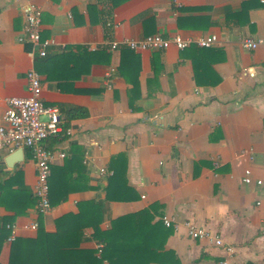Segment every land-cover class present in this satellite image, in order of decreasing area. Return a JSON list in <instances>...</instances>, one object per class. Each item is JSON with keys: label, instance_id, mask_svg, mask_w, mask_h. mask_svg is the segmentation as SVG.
<instances>
[{"label": "crops", "instance_id": "0c3cea01", "mask_svg": "<svg viewBox=\"0 0 264 264\" xmlns=\"http://www.w3.org/2000/svg\"><path fill=\"white\" fill-rule=\"evenodd\" d=\"M179 2L0 0V125L6 100L28 96L27 73L34 69L44 103L58 107L71 130L46 142L56 158L45 215L34 195L32 152L22 149L18 157V150H0V264L10 263L15 243L7 242V225L17 226L16 241L34 239L31 224L55 234L59 221L83 214L85 223L102 218V231L117 232L106 243L124 264H264V48L241 46L243 38L264 37V0ZM28 6L42 13V37L58 43L47 61L18 41ZM113 16L117 28L107 25ZM155 34L215 35L219 42L184 51H111L112 41ZM111 68L116 72L108 78ZM71 108L89 115L70 119ZM247 169L262 185L242 182ZM115 173L114 199L98 217L86 205L106 202ZM143 212L150 216L143 224L148 239L129 232V223L113 228ZM164 217L178 227L167 228ZM187 222L210 230L224 246L192 239ZM68 223L56 245L49 240L50 256L29 254L25 264H104L94 228L78 237ZM62 244L74 248L68 257L57 251Z\"/></svg>", "mask_w": 264, "mask_h": 264}, {"label": "built area", "instance_id": "2783aa9c", "mask_svg": "<svg viewBox=\"0 0 264 264\" xmlns=\"http://www.w3.org/2000/svg\"><path fill=\"white\" fill-rule=\"evenodd\" d=\"M172 4L176 7L180 6L179 0H172ZM107 25L117 28L119 23L116 16H113ZM18 41L22 44H31L33 55L39 59L47 58L49 49L58 45L54 38L44 39L42 37V13L36 6H28L22 34L19 36ZM218 42L219 39L215 35L205 38H193L181 35L164 37L162 34H155L140 40H115L110 43V48L113 52L119 51L121 48H127L134 52L165 51L170 48L184 51L191 47L212 48L218 45ZM241 46L247 51L264 48V37L243 38L241 39ZM115 72L116 69L111 68L107 73V77L110 78ZM27 91V97H14L6 100L7 109L3 116L4 124L0 125V150L6 149L10 153H14L19 149H29L32 152L37 174L34 195L38 201V213L45 215L52 209L49 178L51 176V165L56 158L55 152L47 147L46 142L53 137L64 134L69 135L71 130L65 128L60 109L44 103L42 99V77L34 69L27 73ZM59 157L64 158L65 154L61 153ZM215 166H219V163L216 162ZM101 173L105 174V169H102ZM242 182L246 185L253 183L262 185L260 180L255 182L250 169L245 170ZM163 223L167 228L178 227L174 220L169 217H164ZM185 226L192 239L208 240L215 246H224V241L210 230L198 227L192 222L185 223ZM29 228L32 231H37L39 225L36 222L31 224ZM6 229L9 232L7 242H15L17 239V226L7 225ZM226 249L229 254L234 252L232 247ZM103 250L104 245L99 244L98 255L100 258ZM104 264L109 263L105 261Z\"/></svg>", "mask_w": 264, "mask_h": 264}, {"label": "trees", "instance_id": "16d2710c", "mask_svg": "<svg viewBox=\"0 0 264 264\" xmlns=\"http://www.w3.org/2000/svg\"><path fill=\"white\" fill-rule=\"evenodd\" d=\"M49 58V55L47 58L45 59H41L44 61H47ZM68 114L70 115L69 118L70 119H77V118H86L89 114L88 111H86L85 109L82 108H71L68 110ZM50 179V178H49ZM117 180V174L115 173V175L110 179L109 182V186L107 188V199L106 202L101 203V204H88L86 206H88L89 208H93V210L96 212V216L98 217H102L104 215V213L106 212V208H107V203H109V201H112L114 199L113 195H112V190L115 184V181ZM52 193L50 190V202L52 205ZM36 201L37 198L35 197ZM38 203V201H37ZM81 213L83 214V211L81 210ZM148 212H143L140 214H135V215H130V216H126L123 218H120L118 220H116L114 222V226L113 228L117 227L118 225L121 224H131V229H129V232L131 233H137L139 236H141V238L144 239H148L149 235H151V230L146 228L144 224L145 219L146 218H150V216L148 217ZM101 219H98V221L96 223L89 224V223H85L84 222V214L78 217H75L74 219H72L70 221V219H65L64 221H59L57 223L58 226V231L55 234H49L44 232V230L40 227L38 228V235L36 238L34 239H19L17 241H15V243H13L12 246V253H11V260L9 264H25V259L27 258H31L30 256L33 257L34 253H46L47 255L50 256V252L51 254L53 253L52 250H50V241L49 240H53L54 241V245H56V239L60 238L61 236H63L65 234V231H63L62 229V224L68 223V221H70L69 223L72 225V233L76 234V236L78 235V237H82L83 236V232L85 227L88 226H92L94 228V238L98 241L99 244H104V250H103V254L102 257L100 258V262H103L104 260H107L109 262V264H124V258L122 257V255L114 249L109 248V246L106 243V240L113 237L114 235L117 234L116 231L112 230H108V231H102L100 229V224H101ZM68 223V224H69ZM130 226V225H129ZM165 228V227H164ZM166 229V228H165ZM123 232V231H122ZM121 232V233H122ZM51 241V242H53ZM68 245H72V244H68ZM67 244H62L60 245V247H58L57 251L60 255H67V257L70 255V250H73L74 248L69 247ZM150 250H154L156 251L155 248L152 247L149 248ZM65 257V258H67ZM36 263V262H34Z\"/></svg>", "mask_w": 264, "mask_h": 264}, {"label": "water", "instance_id": "95a60500", "mask_svg": "<svg viewBox=\"0 0 264 264\" xmlns=\"http://www.w3.org/2000/svg\"><path fill=\"white\" fill-rule=\"evenodd\" d=\"M22 152H23L22 149L21 150H18L15 156H18L19 157L22 154Z\"/></svg>", "mask_w": 264, "mask_h": 264}]
</instances>
